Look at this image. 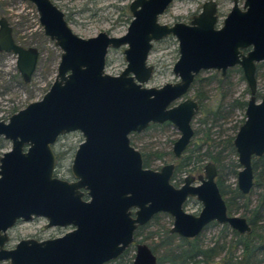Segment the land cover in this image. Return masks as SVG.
Wrapping results in <instances>:
<instances>
[{
	"label": "water",
	"instance_id": "obj_1",
	"mask_svg": "<svg viewBox=\"0 0 264 264\" xmlns=\"http://www.w3.org/2000/svg\"><path fill=\"white\" fill-rule=\"evenodd\" d=\"M34 5L43 32L61 49L56 76L41 99L0 119V136L11 148L0 155V262L8 264H105L134 242V233L159 212L172 217L171 233L194 238L211 222L249 232L247 218L229 214L216 182L217 169L207 162L197 179L189 174L181 186L171 179L175 164L144 167L130 134L150 124L171 123L179 132L172 152L179 158L194 136L199 103L188 93L203 70L239 66L249 98L233 145L240 169L238 190L254 185L252 159L264 154V95L257 99V64L264 61V0H238L217 27L214 0L202 4L188 23H160L174 0H132L127 31L111 36L101 31L81 37L72 31L64 12L52 0H22ZM169 35L178 42L173 65L175 82L159 87L146 83L154 73L148 64L153 43ZM123 47L126 65L117 75L105 71L108 51ZM0 52L16 56L24 83L36 70L39 51L19 44L8 19L0 15ZM78 131L70 165L73 179L55 175L52 146L61 135ZM197 180V183L195 182ZM190 197L201 203L198 214L186 212ZM34 217L45 227H72L61 236L22 238L8 247L9 230ZM131 264H157L144 242L135 244Z\"/></svg>",
	"mask_w": 264,
	"mask_h": 264
},
{
	"label": "rangeland",
	"instance_id": "obj_2",
	"mask_svg": "<svg viewBox=\"0 0 264 264\" xmlns=\"http://www.w3.org/2000/svg\"><path fill=\"white\" fill-rule=\"evenodd\" d=\"M132 0H52L66 15L69 26L77 35L87 38L98 34L101 31L107 32L111 36H120L127 31L132 19L129 3ZM219 2L218 14L220 16L218 25L232 5V0H217ZM203 0H174L168 9L159 17L160 23L173 24L176 21L188 22L192 14L200 11ZM241 2V0H240ZM198 11V12H199ZM0 15L5 16L13 29L15 40L24 46L36 47L39 51V59L36 70L29 83H24L16 68V56L12 53H0V119L7 121L13 110L24 108L28 103L39 100L49 89L53 82L57 66L60 60L61 49L55 45L43 32V27L39 23V17L33 4L22 0H0ZM179 57L178 42L172 35L153 43L148 56V64L154 66V74L146 83L149 87H159L167 82L177 81L172 68ZM126 62L123 55V47L111 48L108 51L105 71L112 75L119 74L125 67ZM238 66L234 67L237 68ZM216 78L208 85L204 86L205 100L208 104H214L221 99L223 93L227 96V103L230 98H241L247 100L249 93L245 79H240L238 71L228 72L225 78L215 70H203L200 76L207 78L214 73ZM219 78L221 82H219ZM257 98L264 94V80L258 82ZM189 96L196 98L195 90L191 89ZM223 119L217 120L213 124L214 137L221 134H233L235 127L243 123L245 119L244 110L234 108L225 113ZM200 115H196L198 118ZM196 118L193 121L197 127ZM242 121V122H241ZM179 136V132L173 126L156 127L152 126L148 130L130 135L134 145L139 150L145 151H168L172 148V142ZM83 140L80 132H70L61 135L53 146L56 155L55 175L72 180L70 165L78 144ZM11 148V142L0 136V155ZM172 158V157H171ZM168 155L165 161H155L151 168L156 169L167 162L172 161ZM202 171H194L197 175ZM185 172L179 174L176 181L181 179ZM232 187L237 185L236 177L231 176L226 182ZM180 184V183H179ZM178 184V185H179ZM255 202L256 195H252ZM184 209L189 213L197 214L201 209V203L195 198H190L184 205ZM238 214H241L239 212ZM159 222L153 223L144 230L145 233L172 226V218L166 214L159 215ZM46 220L42 217L30 221H21L9 230L8 247H12L22 238L46 239L63 235L72 229L45 228ZM219 225H213L203 232V239L215 240L219 234ZM138 237V239H142ZM151 244L150 240L145 241ZM135 247L130 246L126 259L134 256ZM218 264L219 260H217ZM8 264V262H0Z\"/></svg>",
	"mask_w": 264,
	"mask_h": 264
},
{
	"label": "trees",
	"instance_id": "obj_3",
	"mask_svg": "<svg viewBox=\"0 0 264 264\" xmlns=\"http://www.w3.org/2000/svg\"><path fill=\"white\" fill-rule=\"evenodd\" d=\"M231 71H238L240 79L244 80L239 67L231 68L228 72ZM216 74L215 72L207 78L197 74L191 86L199 101V111L196 115L200 116L198 118L195 116L198 125L194 130V138L184 155L177 161L172 180H176L183 172H200L206 162H213L218 172L216 181L226 201L229 214L241 212V215L247 218L251 229L249 232L240 234L227 224L211 222L203 232L213 225H219L220 231L215 240H204L203 232L194 238L186 239L171 233L169 228H162L161 232L157 229L148 231L142 237L145 229L159 222V215H156L147 224L136 229L134 242L150 240L151 244L148 245L157 255V264H218L217 260L221 264H264V154L252 159L254 185L248 194L241 193L237 185L232 187L230 183H226L231 176H237L240 168L233 145L234 135L240 125L235 127L233 134H221L218 137H214L211 130L213 124L226 117L225 113L229 110L234 108L245 110L246 100L243 97L230 98L227 103V96L223 93L221 99L214 104L206 103L208 96L204 86L210 84L217 77ZM256 79L258 82L264 80V62L257 64ZM220 80L222 79L219 78L218 81L221 82ZM245 91L249 93L247 88ZM16 111L18 110L14 109L13 113ZM151 126L165 127L170 124L165 122ZM131 142L134 145L132 140ZM139 151L143 157V165L147 168H150L155 161H165L168 155L172 157L170 150ZM252 195H256L255 202L252 200ZM128 249L115 260L105 264H131L132 257L126 259Z\"/></svg>",
	"mask_w": 264,
	"mask_h": 264
},
{
	"label": "flooded vegetation",
	"instance_id": "obj_4",
	"mask_svg": "<svg viewBox=\"0 0 264 264\" xmlns=\"http://www.w3.org/2000/svg\"><path fill=\"white\" fill-rule=\"evenodd\" d=\"M206 1H208V0H203L202 4H203L204 2H206ZM214 1L216 2V6H217V15H218V20H219V18H220L219 14H218L219 2H218L217 0H214ZM238 3H239V6L241 7L242 4H243V0H241V2H240V0H238ZM202 4H201V7H202ZM232 5H233V0H232ZM232 5H231V7H232ZM231 7H230V8H231ZM230 8L228 9V11L230 10ZM200 10H201V9H200ZM198 11H199V10H198ZM198 11L195 12V13H193L192 16L198 14V13L200 12V11H199V12H198ZM228 11H227V12H228ZM64 14H65V13H64ZM226 14H227V13H226ZM226 14H225V15H226ZM192 16H191V18L189 19V21L192 19ZM224 17H225V16H224ZM65 18H66V15H65ZM66 20H67V19H66ZM189 21H188V22H189ZM67 22H68V20H67ZM176 22H184V21H176ZM188 22H184V23H188ZM68 24H69V23H68ZM220 25H221V24H220ZM220 25H218V23H217V27L220 26ZM167 37H168V36H167ZM263 62H264V61H263ZM235 67H236V66H235ZM238 67H239V66H238ZM232 68H234V67H232ZM239 68H240V67H239ZM229 69H231V68H229ZM229 69L227 70V72H226V74H225L224 76L221 75V72H220V71H218V72L220 73V75H221L222 78H225L226 75L228 74ZM256 69H257V68H256ZM215 71H216V70H215ZM200 72H201V71H200ZM200 72H199L198 74H200ZM153 74H154V73H153ZM195 77H196V76H195ZM194 80H195V79H194ZM192 84H193V83H192ZM190 90H191V89H190ZM257 90H258V81H257ZM189 92H190V91H189ZM188 95H189V93H188ZM263 95H264V94H263ZM263 95H262V96H263ZM256 96H258L257 93H256ZM262 96H261V97H262ZM194 99H196V98H194ZM257 99H258V98H257ZM260 99H261V98H260ZM260 99H258V100H260ZM196 100H197V99H196ZM197 101H198V100H197ZM246 102H247V100H246ZM198 103H199V101H198ZM197 113H198V112H197ZM194 119H195V117H194ZM164 123H165V122H164ZM168 123H169V122H168ZM162 124H163V123H162ZM169 124H170L171 126H173L171 123H169ZM151 125H154V124H150L147 128H150ZM192 125H193V128H194V130H195L194 124H192ZM151 127H152V126H151ZM173 127H174V126H173ZM147 128H146V129H147ZM174 128H175V127H174ZM238 128H239V127H238ZM146 129H145V130H146ZM175 129H176V128H175ZM145 130H144V131H145ZM176 130H177V129H176ZM144 131H143V132H144ZM194 132H195V131H194ZM236 132H237V131H236ZM140 133H142V132H140ZM132 134H134V133H132ZM132 134H130V135H132ZM235 134H236V133H235ZM234 136H235V135H234ZM129 137H130V136H129ZM177 138H178V137H177ZM177 138H176V139H177ZM193 138H194V136H193ZM193 138H192V139H193ZM176 139H174L173 142H174ZM191 141H192V140H191ZM173 142H172V145H173ZM130 143H131V145H133L132 142H131V138H130ZM190 143H191V142H190ZM190 143H189V144H190ZM53 146H54V145H53ZM53 146H52V149H53ZM133 146H134V145H133ZM134 147H135V146H134ZM187 147H188V146H187ZM135 148H136V147H135ZM136 149H137V148H136ZM185 150H186V149H185ZM170 151H171V153H172V158H171L172 161L167 162V163H174V164H175V167H176V165H177V161H178V160L184 155L185 151L182 153V155H181L179 158H176V157L174 156V154H173V152H172V148L170 149ZM53 152H54V151H53ZM54 154H55V153H54ZM55 157H56V155H55ZM162 161H164V160H162ZM208 162H211V161H208ZM167 163H165V164H167ZM206 163H207V162H206ZM206 163H205V164H206ZM212 163H213V162H212ZM205 164H204V165H205ZM214 165H215V164H214ZM162 166H163V165H162ZM215 166H216V165H215ZM203 167H204V166H203ZM150 168H151V167H150ZM151 169H153V168H151ZM158 169H160V167H159V168H156V170H158ZM216 169H217V168H216ZM239 169H240V168H239ZM174 171H175V169H174ZM192 173H193V172H187V173L185 172V175H184L181 179H179V181H178V180L176 181V180H172V179H171V182H172V184H173L174 186L179 187V186L182 185L183 180H184V178H185L187 175L191 174V175H193V176L197 179V177H198L199 174H203V169H202V172L199 173V174H197V175H194V174H192ZM217 174H218V172H217ZM173 175H174V173H173ZM172 178H173V176H172ZM196 179H195V182H194V183H197V180H196ZM216 180H217V177H216ZM216 182H217V181H216ZM179 183H180V184H179ZM178 184H179V185H178ZM190 198H195V197H190ZM190 198H188V199L186 200V202H187ZM195 199H196V198H195ZM186 202L183 204V208H184V205L186 204ZM225 202H226V201H225ZM226 206H227V205H226ZM184 210H185V209H184ZM200 210H201V209H200ZM227 210H228V209H227ZM185 211H186V210H185ZM186 212H187V211H186ZM198 213H199V212H198ZM198 213H197V214H198ZM228 213H229V212H228ZM161 214H166V215L170 216L168 213H165V212H159V213L155 214L153 217H155L156 215H161ZM193 214H194V213H193ZM233 214H234V213H233ZM235 214H238V213H235ZM240 215H241V214H240ZM153 217L150 219V221L153 219ZM170 217H171V216H170ZM35 218H39V217H34L33 219H35ZM171 218H172V217H171ZM19 222H21V220L18 221L17 223H19ZM148 222H149V221H148ZM148 222H147V223H148ZM17 223H16V224H17ZM147 223H146V224H147ZM215 223H216V222H215ZM217 224H218V223H217ZM68 227H70V226H66V227H54V228L65 229V228H68ZM139 227H140V226H139ZM45 228H46V227H45ZM51 228H53V227H51ZM170 228H171V227H170ZM170 228H169V231H170ZM46 229H50V228H46ZM135 231H136V230H135ZM202 232H203V231H202ZM202 232H201V233H202ZM176 235H177V234H176ZM178 236H179V235H178ZM180 237H181V236H180ZM186 239H187V238H186ZM188 239H191V238H188ZM136 243H137V242H136ZM136 243L133 242L132 245H134V247H135V244H136ZM144 243H146V242H144ZM146 244L148 245V243H146ZM132 245H131V246H132ZM148 246H149V245H148ZM129 247H130V246H129ZM129 247H128V248H129ZM149 247H150V246H149ZM128 248H127V249H128ZM134 254H135V252H134ZM156 256H157V255H156ZM133 258H134V256H133ZM132 260H133V259H132ZM157 260H158V259H157ZM131 263H132V261H131Z\"/></svg>",
	"mask_w": 264,
	"mask_h": 264
}]
</instances>
